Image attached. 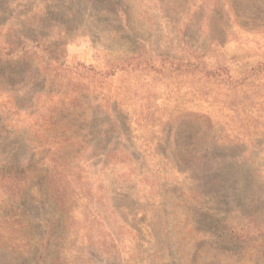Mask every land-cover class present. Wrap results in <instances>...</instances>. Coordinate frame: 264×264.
Masks as SVG:
<instances>
[{"label":"rangeland","instance_id":"obj_1","mask_svg":"<svg viewBox=\"0 0 264 264\" xmlns=\"http://www.w3.org/2000/svg\"><path fill=\"white\" fill-rule=\"evenodd\" d=\"M32 159L35 264H264V0H0V180Z\"/></svg>","mask_w":264,"mask_h":264},{"label":"trees","instance_id":"obj_2","mask_svg":"<svg viewBox=\"0 0 264 264\" xmlns=\"http://www.w3.org/2000/svg\"><path fill=\"white\" fill-rule=\"evenodd\" d=\"M36 44L39 45V43ZM52 62L55 64L58 63L55 59H52ZM60 164L62 165V172H64L63 180H69L71 171H68L65 168L66 163ZM68 166L70 165L68 164ZM39 171L43 173V171L37 169V167L33 164L32 159L23 171L22 175H10L8 177H5V175L0 180V190L3 192V196L0 197V209L3 212V216L0 217V220H5L1 223L9 224L10 221L16 218L14 223L17 224V227L20 226V229H11L13 230L12 233L7 234V236L6 233H3L0 229V235L2 237L6 236L3 241V245H0V253L2 258H7L15 264L40 263L42 259L46 257L45 251L47 250V243L42 239L38 240L36 233L31 231V229L27 230L28 226H30V219L28 217L25 220L24 218L27 217V213H21V208H23L21 199L23 197V192L29 186L28 178H30L33 174L36 175ZM72 183L73 181L71 180L70 184ZM46 233L47 235L51 234L50 232L48 233V231ZM21 244H23V246H21Z\"/></svg>","mask_w":264,"mask_h":264}]
</instances>
